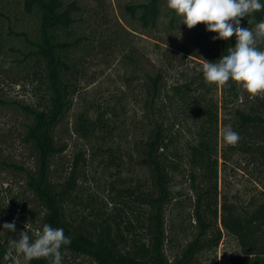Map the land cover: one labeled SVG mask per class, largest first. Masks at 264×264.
<instances>
[{"label":"rangeland","instance_id":"rangeland-1","mask_svg":"<svg viewBox=\"0 0 264 264\" xmlns=\"http://www.w3.org/2000/svg\"><path fill=\"white\" fill-rule=\"evenodd\" d=\"M74 1L81 9L78 18L84 21L86 32L95 35L96 42L80 68L78 92L55 135L56 145L61 148L53 161L55 177L64 180L76 164L77 189L68 203V212L73 218H105L117 210L124 215L127 210L122 202L127 201L128 190L150 189V172L144 167L139 147L151 134L153 123L162 117L178 151L175 157L170 156L178 169L172 173V201L165 211V254L170 260L180 256L197 231L194 190L201 192L214 186L212 179H202L204 171L189 160V148L199 143L206 122L199 105L203 98V105L210 102L219 112L218 130L211 137L217 145L212 158L218 165V223L214 231L218 229L222 238L216 249H205L193 264H231L230 257L239 255V248L221 228L220 206L226 202L240 213L264 202V170L252 152L241 151L238 143L226 145L224 130L236 127V110L264 111V93L249 99V94L231 79L216 87L206 83L205 62L180 52L188 44L184 27L171 31L160 25L157 30L145 31L131 18L126 6L141 0ZM213 37L201 47L203 55L217 46ZM156 73L163 79L152 113L145 75ZM188 82H192L188 102L182 105L173 97V88ZM32 93L24 82L13 85L0 75L3 99L33 103L36 98ZM80 117L87 118V125L97 127L89 138L80 129ZM25 122L18 112L0 107V234L9 247H13L12 241L19 238L20 232L27 230L34 241L43 229V210L34 202L25 186V174L19 169H34L33 154L23 143ZM13 221L16 232L3 229L4 223Z\"/></svg>","mask_w":264,"mask_h":264},{"label":"trees","instance_id":"trees-1","mask_svg":"<svg viewBox=\"0 0 264 264\" xmlns=\"http://www.w3.org/2000/svg\"><path fill=\"white\" fill-rule=\"evenodd\" d=\"M126 10L145 31L157 30L160 25L171 31L184 27L188 44L180 52L192 59L217 62L236 44L235 34L226 41L217 39V46L203 55L201 47L218 33L207 31L203 23L189 29L168 8L167 0H141L127 5ZM80 12L74 0H0V75L13 85L24 82L36 98L35 102L26 103L0 96V107L18 112L26 121L23 143L33 154L34 169H19L25 174V186L34 202L43 210L42 225L62 228L65 236L71 238V244L60 250L62 264H80L78 259L92 264H193L205 249H216L222 238L218 229L214 231L218 223V165L217 159L212 158L217 153V145L211 137L218 130L219 112L210 102L203 105V98L199 105L206 114V122L199 143L189 148V160L204 171L202 179L208 182L212 179L214 186L201 192L194 190L197 231L180 256L170 260L165 254V211L172 201V173L178 169L170 156L175 157L178 151L174 150L168 123L162 117L153 123L151 134L139 147L144 167L150 172L151 187L128 190V199L122 202L127 210L124 215L117 210L105 218H73L67 210L77 189L76 164L64 180L55 177L53 161L61 152L55 135L71 109L79 88L80 68L96 42L95 35L86 32L84 21L78 18ZM248 19L253 23L249 24ZM262 20L264 11H257L252 17L241 18L240 26L254 28ZM259 47L264 50V45ZM145 77L151 92L149 109L153 113L163 78L159 73ZM191 84L173 88V97L182 105L188 102ZM235 116L233 131L240 135L238 147L243 152H252L264 170V111L236 110ZM86 121L87 118L80 117L79 126L89 138L97 127L87 125ZM220 211L222 230L239 248V255L230 257L231 264H264V202L240 213L223 202ZM9 248L8 240L0 234V264H11L3 260ZM29 264L52 262L51 258H34Z\"/></svg>","mask_w":264,"mask_h":264},{"label":"clouds","instance_id":"clouds-1","mask_svg":"<svg viewBox=\"0 0 264 264\" xmlns=\"http://www.w3.org/2000/svg\"><path fill=\"white\" fill-rule=\"evenodd\" d=\"M168 8L174 10L181 23L192 29L197 24L206 25L209 32L218 33L213 40H228L235 34V47L227 49V55L217 62L203 65L205 82L224 85L230 79L241 86L254 99L264 93V20L255 24L254 28L241 27V18L252 17L257 11H264V3L260 0H167ZM252 24V19H248ZM240 139L238 132L231 127L224 130L226 145H236ZM179 190V186H177ZM3 229L16 232L15 222L4 223ZM71 244V238L65 236L62 228H54L49 224L43 226L33 241L27 230L19 233V238L12 241L3 256L5 262L11 264H29L34 258H51L52 264H62L61 248Z\"/></svg>","mask_w":264,"mask_h":264}]
</instances>
